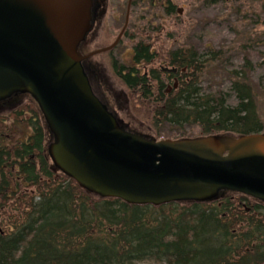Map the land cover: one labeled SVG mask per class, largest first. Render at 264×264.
I'll list each match as a JSON object with an SVG mask.
<instances>
[{
	"label": "trees",
	"instance_id": "trees-1",
	"mask_svg": "<svg viewBox=\"0 0 264 264\" xmlns=\"http://www.w3.org/2000/svg\"><path fill=\"white\" fill-rule=\"evenodd\" d=\"M257 42L264 44V36ZM151 48L138 42L131 65L112 63L110 72L130 92L132 114L140 121L143 115L158 140L165 127H199L201 135L264 132L258 111L264 84L252 81L256 63L245 59L228 91H206L201 78L222 61V51L181 47L166 56L179 75L168 94ZM47 139L30 98L0 114V264H264L263 205L235 194L161 207L99 199L52 171Z\"/></svg>",
	"mask_w": 264,
	"mask_h": 264
},
{
	"label": "water",
	"instance_id": "water-1",
	"mask_svg": "<svg viewBox=\"0 0 264 264\" xmlns=\"http://www.w3.org/2000/svg\"><path fill=\"white\" fill-rule=\"evenodd\" d=\"M132 1L115 42L97 49L86 44L97 0H0V114L30 98L52 171L96 198L161 207L235 194L264 206V133L157 140L132 114L128 91L99 61L123 37Z\"/></svg>",
	"mask_w": 264,
	"mask_h": 264
},
{
	"label": "rangeland",
	"instance_id": "rangeland-1",
	"mask_svg": "<svg viewBox=\"0 0 264 264\" xmlns=\"http://www.w3.org/2000/svg\"><path fill=\"white\" fill-rule=\"evenodd\" d=\"M140 1L137 0L132 8L133 18L120 45L111 57H107L110 60H106L109 69L113 58L120 64L131 65L133 47L144 41L151 45V50L156 55L153 68L160 71L163 67H170L166 56L174 49L197 48L204 54L221 50L223 59L218 64L223 67L218 69L215 67L218 64H215L201 78V86L206 91H215L218 88L228 91L232 72L242 71L245 59L259 67L254 74V80L252 77L253 86L256 87L259 82L264 84V53H259L264 49V44L257 42L258 38L264 36L262 1L219 0L216 5L206 7L204 0H163L159 1L161 4H158L157 9L152 7L154 10L151 13L148 4L151 0H146L145 4H140ZM164 3L165 6H175L177 11L183 10V13L167 15ZM126 5L127 0H109L106 22L108 44L115 40L123 28ZM128 93L130 94L129 91ZM258 111L264 124V97H260ZM141 118L144 120L141 122L150 125L143 115ZM162 130L159 140L196 138L201 135L199 127H186L182 131L165 127ZM152 135L156 136L155 133Z\"/></svg>",
	"mask_w": 264,
	"mask_h": 264
},
{
	"label": "flooded vegetation",
	"instance_id": "flooded-vegetation-1",
	"mask_svg": "<svg viewBox=\"0 0 264 264\" xmlns=\"http://www.w3.org/2000/svg\"><path fill=\"white\" fill-rule=\"evenodd\" d=\"M136 1L137 0H133L132 1V5H131V9H130V15H129V23H128V27H129V24L131 22V19L133 18V13H132V8L136 5ZM159 1H163V0H151L148 4H150L149 6V12L151 13L154 8L157 9V7L159 6L158 4H161L159 3ZM128 3H129V0H127V5H126V13H125V20H124V25L126 23V15H127V8H128ZM140 4H145L146 3V0H141L139 2ZM97 4H98V13L96 14V16H94L93 20H94V24H95V30H94V33L92 34L93 38L92 39H89V41H86L88 44L90 41H93L94 40V45H93V42H92V45L94 47H96L97 49H100V48H106V47H109L110 45H112L115 40L117 39V37L119 36V34L121 33L122 29L120 30L119 34L117 35V37L115 38V40L113 42H111L110 44L107 43V40H108V36H107V19H108V15H109V0H97ZM148 6V5H147ZM154 7V8H152ZM170 6H165V3H164V8L165 10H167ZM173 7L174 9V12L172 14H175L177 13L178 15V12H177V9L175 8V6H171ZM106 8L107 9V12L106 14L103 16L102 15V10ZM147 8V7H146ZM145 8V10H146ZM123 25V27H124ZM127 27V29H128ZM126 29V31H127ZM146 29V28H145ZM126 31L124 32L123 34V37L121 38V40L124 38L125 34H126ZM91 36V37H92ZM121 40L119 42V44L116 46V48L120 45L121 43ZM115 48V49H116ZM113 49L112 51H109L107 53H104L102 55H100L99 57V61L102 63V65H104L108 71L109 70V66H108V62H110V60H108L109 58L107 57H111L112 56V53L113 51L115 50ZM174 50H177V49H174ZM173 51V50H172ZM132 52H134V50H132ZM107 60V61H106ZM166 60H169L168 57H166ZM112 62L111 63H116L117 60H115L114 58L111 60ZM156 60H154L155 62ZM165 68H173V67H165ZM162 69V68H161ZM162 71V70H161ZM184 72V71H183ZM162 73L166 76V80L164 82V85H165V91L170 94L172 92V90L175 88V83L177 81L178 83V86H179V75H178V72L173 74V73H169V72H163ZM172 83V84H171Z\"/></svg>",
	"mask_w": 264,
	"mask_h": 264
}]
</instances>
